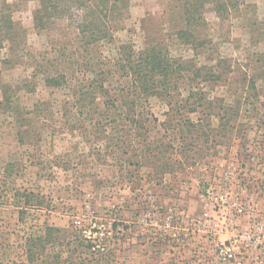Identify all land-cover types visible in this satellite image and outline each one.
Here are the masks:
<instances>
[{"label": "rangeland", "instance_id": "374dc122", "mask_svg": "<svg viewBox=\"0 0 264 264\" xmlns=\"http://www.w3.org/2000/svg\"><path fill=\"white\" fill-rule=\"evenodd\" d=\"M184 2L107 0L85 36L41 0H0V264L264 258V0L225 19L207 5L190 42ZM152 47L182 68L143 97L133 74ZM180 104L201 127L181 126ZM208 125L223 138L194 139L204 148L189 163L155 173Z\"/></svg>", "mask_w": 264, "mask_h": 264}, {"label": "trees", "instance_id": "16d2710c", "mask_svg": "<svg viewBox=\"0 0 264 264\" xmlns=\"http://www.w3.org/2000/svg\"><path fill=\"white\" fill-rule=\"evenodd\" d=\"M85 0H41L42 5L45 8V12L49 14V16H66L72 24H75L77 28L85 35L88 33V30H90L91 26L95 24L97 21H102L105 18V14L102 11V6L107 0H97V4L95 7H90L91 9L87 11L84 4ZM242 0H185L183 5V16H184V24H186L182 29L179 30V35L183 38L184 41L189 40H196L193 39L192 34H195L196 27L199 21L202 19L199 16V13L205 9L207 5H210L214 10L217 12L219 16H221L222 19L229 18L232 12L238 8L239 4ZM89 12V13H88ZM5 22V15H2ZM198 17V18H197ZM34 24L36 28L41 27V24H44L43 21V15H40L39 9L38 11H34L33 14ZM10 23V20H8V24ZM94 32H89V34H93ZM86 36V35H85ZM84 38V36H83ZM148 54L141 57V63L139 64V69L134 70L133 76L135 77V83L138 85L139 89L141 90V94L143 97L145 95H149L151 91V87H154L156 89H161V93L165 92L168 89V84L170 82L176 81L175 74L171 72V65L174 66V62L172 64L169 62V58L162 53L161 47H152L151 49H148ZM145 54V52H143ZM175 68H182L181 64L176 65ZM154 76V77H153ZM207 78H215V75L213 73H209L205 75L204 79ZM171 82V84H172ZM177 83V81H176ZM158 93V94H161ZM194 95V94H193ZM189 105V103H188ZM231 110L234 111V108L231 107ZM172 111L177 112L179 116L182 117L183 124L181 126L186 125L188 129H192L193 127L202 126L203 119L206 117H199L198 121H193L189 117L190 112H200L199 108H192V109H186L183 108L182 104L179 106H172ZM205 114V113H204ZM184 115V116H183ZM228 115L227 110L223 111L220 115H217L220 119L219 124H223V122L226 121V116ZM206 116V114H205ZM184 118V119H183ZM229 122V121H228ZM234 125V124H233ZM142 126V125H140ZM209 129H203L199 128L196 131V136L193 135L194 138H192V134L187 136L188 138H192V145H188L187 143H184L185 146L183 149L177 153L176 157L179 156L181 159H175L173 161L174 163L171 164V162H167L165 164H162L161 166L154 169L155 173L157 175L161 174L164 175L166 172H168L169 168L167 166L173 165V164H186L189 163V159L192 157V152L195 151L196 154H199V150L204 148L202 146V143L200 140L195 142L194 139L196 138H203L205 137L206 140L212 136L219 137L220 135L215 134L214 127L212 125H208ZM232 126V125H231ZM191 132V131H190ZM242 136H246L243 134ZM223 138V137H219ZM208 142V141H207ZM206 144V141L204 142ZM245 146V143L243 144ZM191 149H190V148ZM188 148V149H187ZM147 151L153 152L151 148L149 147ZM170 160L174 159L173 154L170 155ZM150 157L144 156V158L141 157L140 160L137 161V165L133 166H144L146 164V160ZM183 159V160H182ZM48 243V241H47ZM36 247H41V249L45 248L46 240L38 239V241L35 243ZM159 245L162 250H167L170 246H180L181 240L180 238L175 239L174 241H168V240H161L159 242ZM183 245V244H182ZM30 256L33 253L32 251L29 252ZM33 257H29V260L32 261ZM51 264V263H50Z\"/></svg>", "mask_w": 264, "mask_h": 264}, {"label": "built area", "instance_id": "2783aa9c", "mask_svg": "<svg viewBox=\"0 0 264 264\" xmlns=\"http://www.w3.org/2000/svg\"><path fill=\"white\" fill-rule=\"evenodd\" d=\"M239 185V187L241 188V189H244V190H246V189H252V188H254L253 187V185L250 183V181L249 182H241V183H238ZM246 206V205H245ZM241 211H242V209H240ZM229 256H230V258H232L233 257V253L232 252H230L229 253ZM229 260H231V259H229ZM254 264H264V258L263 257H259L258 255L254 258ZM235 264H243V261H236L235 262Z\"/></svg>", "mask_w": 264, "mask_h": 264}]
</instances>
